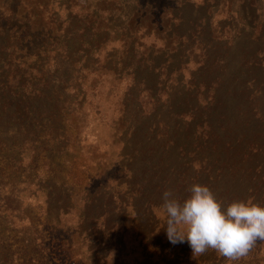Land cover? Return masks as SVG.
<instances>
[{"label": "rangeland", "instance_id": "1", "mask_svg": "<svg viewBox=\"0 0 264 264\" xmlns=\"http://www.w3.org/2000/svg\"><path fill=\"white\" fill-rule=\"evenodd\" d=\"M194 183L264 206V0H0V264H245L167 239Z\"/></svg>", "mask_w": 264, "mask_h": 264}, {"label": "clouds", "instance_id": "2", "mask_svg": "<svg viewBox=\"0 0 264 264\" xmlns=\"http://www.w3.org/2000/svg\"><path fill=\"white\" fill-rule=\"evenodd\" d=\"M181 202L172 190L162 194L167 239L187 242L193 257L210 249L227 261L246 258L257 242H264V206L253 199L233 200L225 208L206 185L192 184Z\"/></svg>", "mask_w": 264, "mask_h": 264}, {"label": "crops", "instance_id": "3", "mask_svg": "<svg viewBox=\"0 0 264 264\" xmlns=\"http://www.w3.org/2000/svg\"><path fill=\"white\" fill-rule=\"evenodd\" d=\"M240 261L241 263L245 262V264H264V242H257L256 246L249 253V256L246 257V260Z\"/></svg>", "mask_w": 264, "mask_h": 264}, {"label": "trees", "instance_id": "4", "mask_svg": "<svg viewBox=\"0 0 264 264\" xmlns=\"http://www.w3.org/2000/svg\"><path fill=\"white\" fill-rule=\"evenodd\" d=\"M5 249H8V245H7V244H3L2 246H0V251H2L3 254H6V253H4V250H5ZM6 251H7V250H6ZM21 251H23V253L26 254V261H27V262H30L31 259H29V256H27L28 253H26V252H27V249L24 247L23 250H21Z\"/></svg>", "mask_w": 264, "mask_h": 264}]
</instances>
